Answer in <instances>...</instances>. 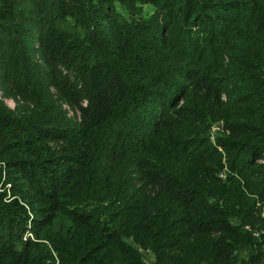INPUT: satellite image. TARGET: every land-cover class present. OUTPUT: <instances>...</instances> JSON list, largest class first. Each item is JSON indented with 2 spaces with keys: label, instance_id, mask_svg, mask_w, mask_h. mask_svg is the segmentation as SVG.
Returning a JSON list of instances; mask_svg holds the SVG:
<instances>
[{
  "label": "trees",
  "instance_id": "16d2710c",
  "mask_svg": "<svg viewBox=\"0 0 264 264\" xmlns=\"http://www.w3.org/2000/svg\"><path fill=\"white\" fill-rule=\"evenodd\" d=\"M27 1L0 0V77L33 107L0 100V181L17 197L0 192V264H149L141 249L151 264H264V0ZM52 86L87 101L79 126ZM210 116L242 139L222 141L226 179Z\"/></svg>",
  "mask_w": 264,
  "mask_h": 264
},
{
  "label": "rangeland",
  "instance_id": "374dc122",
  "mask_svg": "<svg viewBox=\"0 0 264 264\" xmlns=\"http://www.w3.org/2000/svg\"><path fill=\"white\" fill-rule=\"evenodd\" d=\"M27 4L33 5V0H28ZM115 6H116V9L124 12L126 15H129L131 18L132 17L135 18L136 20L140 19V17L142 16L136 13L135 10L137 7H129L128 5L127 6L121 5L118 2L115 3ZM138 6L143 7V14H145L143 16H147V18H149L150 16L154 15V10H153L154 7L152 5H145V4L140 3ZM34 7H36L35 3H34ZM133 14L135 16H133ZM35 46H36V54L33 60L36 63V65L40 68V72H46V73L49 72L51 74V78H53L54 80H57V78H59L58 77L59 75H57L56 71L50 67V64L52 63V61H54L52 55L48 52H47L48 54L45 52V49H44L45 47L43 46L42 42H40L39 40H36ZM61 68L62 70H64V73H72L67 68H63V67ZM231 69H232V64L230 62V59L226 56L225 59L223 60V73H221L219 77L221 81L220 86L227 84L226 77L230 74L229 72ZM7 90H8L7 82H5V80H2L0 77V100H2L6 106H8L12 110H17V111L19 107H22L21 109H19L20 111L33 108L32 104L25 101L21 96L9 95V92ZM50 90L51 92L55 94V100L57 101V104L61 107L62 112L64 113V116L67 118L69 123L79 126L78 124L83 121L82 107L83 108L87 107V104H88L87 101L85 100L81 102L80 105H77L63 97L62 93L60 92V90H62L61 88H58L57 86H52L50 87ZM182 104L183 102H180V105ZM219 104L222 109L225 110L226 108H229L231 112L230 96L228 95L227 87L223 89V91L221 92ZM224 113L226 114V112ZM207 120H208L209 128L206 134L208 135L209 141L213 146L218 147L221 152V159L223 162V166L220 169L218 174L219 176H221L222 179H226L227 174H228L230 155H229V152L227 151V148L223 146L222 141L224 142L226 140H229L231 142L233 140V142L235 141V144H239L240 140L242 139H241V136L232 133L231 129L228 126L229 123L224 117L221 119H216L210 116L208 117ZM60 144H63V142H60ZM257 162H258L257 164L259 165L264 164V153L259 157ZM1 164L2 163H0V165ZM7 184L12 185L10 190H8V188L6 187ZM0 187H1L0 192L6 193L5 201L11 202L13 199L17 198L13 191L12 181L7 180L6 178H3L0 181ZM20 201L23 205L27 207L28 214L30 215V218L32 219L33 216L36 215V213L32 212L29 204L26 203L25 199L24 201L20 199ZM258 207L261 210H263V216H264V209H263L264 206L261 202L258 204ZM31 219L29 220L27 229L23 233V240H26L24 239V237L28 235L29 231L32 233L33 237H30L28 239H32V240L35 239V234L31 229L32 227ZM249 226L252 230L255 231L256 234H260V235L262 234V230H261L262 227L260 226V223L258 221L257 222L255 221L254 224H250ZM141 251L143 252V257L146 263L151 264L155 262L156 254L151 253L147 249H141Z\"/></svg>",
  "mask_w": 264,
  "mask_h": 264
},
{
  "label": "built area",
  "instance_id": "2783aa9c",
  "mask_svg": "<svg viewBox=\"0 0 264 264\" xmlns=\"http://www.w3.org/2000/svg\"><path fill=\"white\" fill-rule=\"evenodd\" d=\"M11 186H12L11 184H7V185H6V187L8 188V190H10ZM0 188H1V187H0ZM30 237H33V236H32V233L29 231L28 235L25 236L24 239L27 240V239L30 238Z\"/></svg>",
  "mask_w": 264,
  "mask_h": 264
}]
</instances>
